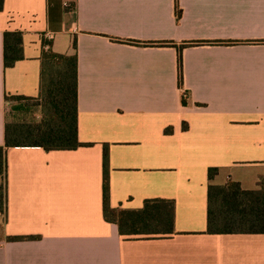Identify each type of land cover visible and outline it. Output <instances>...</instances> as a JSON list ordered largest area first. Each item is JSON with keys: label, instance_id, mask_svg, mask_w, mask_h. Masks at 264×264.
Segmentation results:
<instances>
[{"label": "crops", "instance_id": "obj_1", "mask_svg": "<svg viewBox=\"0 0 264 264\" xmlns=\"http://www.w3.org/2000/svg\"><path fill=\"white\" fill-rule=\"evenodd\" d=\"M6 32L23 37L11 68ZM74 54L85 146L7 150L0 264H264V234L207 231L209 169L247 191L264 175V0H4L0 146L10 104L42 102L53 56ZM105 149L111 208L173 201L171 233L105 219Z\"/></svg>", "mask_w": 264, "mask_h": 264}, {"label": "trees", "instance_id": "obj_2", "mask_svg": "<svg viewBox=\"0 0 264 264\" xmlns=\"http://www.w3.org/2000/svg\"><path fill=\"white\" fill-rule=\"evenodd\" d=\"M4 0H0V12ZM72 11L71 9H66ZM177 20L182 11L176 8ZM23 37L19 32L5 33V67L11 68L23 56ZM161 46L172 45L169 42ZM76 47V44H75ZM178 47L180 77L183 78L182 51ZM59 70L55 78L43 84V118L36 123L8 122L6 143L0 146V178L7 175V150L13 147H38L45 151L75 150L85 146L78 140L77 110V56L56 55ZM24 100L12 97L9 100ZM168 132V131H167ZM219 170L208 171V233L209 234H264V175L257 190H243L240 183L215 185ZM108 150L104 153L103 213L107 221L119 226L122 235L171 233L174 228L175 204L173 201H147L141 210L123 211L110 206ZM6 178V177H5ZM2 191V189H1ZM1 197V193H0ZM2 230L0 227V238ZM9 237L8 241L19 240Z\"/></svg>", "mask_w": 264, "mask_h": 264}, {"label": "rangeland", "instance_id": "obj_3", "mask_svg": "<svg viewBox=\"0 0 264 264\" xmlns=\"http://www.w3.org/2000/svg\"><path fill=\"white\" fill-rule=\"evenodd\" d=\"M41 104H42V102L28 101L25 103L26 107H24L22 109L14 107L17 105H13V103L10 104L9 121L10 122H18V123H30V122L36 123V122L40 121L43 118V107L41 106ZM38 106H41V107L38 108ZM2 180H3V178H2ZM0 193H1V197H0V210H1L2 203H3V191H1ZM0 227H1V225H0Z\"/></svg>", "mask_w": 264, "mask_h": 264}, {"label": "built area", "instance_id": "obj_4", "mask_svg": "<svg viewBox=\"0 0 264 264\" xmlns=\"http://www.w3.org/2000/svg\"><path fill=\"white\" fill-rule=\"evenodd\" d=\"M64 5H65V8H66V9L74 10V7H73V5H72L71 3L67 2V3H65Z\"/></svg>", "mask_w": 264, "mask_h": 264}]
</instances>
